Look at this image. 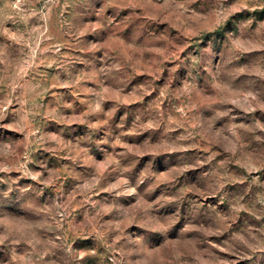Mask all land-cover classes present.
<instances>
[{
  "label": "rangeland",
  "instance_id": "obj_1",
  "mask_svg": "<svg viewBox=\"0 0 264 264\" xmlns=\"http://www.w3.org/2000/svg\"><path fill=\"white\" fill-rule=\"evenodd\" d=\"M0 264H264V0H0Z\"/></svg>",
  "mask_w": 264,
  "mask_h": 264
}]
</instances>
